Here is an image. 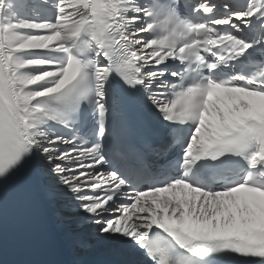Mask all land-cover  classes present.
Masks as SVG:
<instances>
[{"label": "bare ground", "instance_id": "6f19581e", "mask_svg": "<svg viewBox=\"0 0 264 264\" xmlns=\"http://www.w3.org/2000/svg\"><path fill=\"white\" fill-rule=\"evenodd\" d=\"M10 0H6L5 7L7 8L6 13L4 16H2V19L4 20L2 24V29L5 32V38L8 46V51L10 52L5 56L6 62H11L13 66V73H15L12 78L15 80L16 84V95L18 97H24L27 96L28 98H31L34 96V93L29 92L26 90V86L31 85L38 80H42L46 75L42 74L41 72L33 74L32 72H26L24 70L25 65L31 64V62H28L26 60L18 59L14 56V51L17 48H23V49H31V48H41L46 46L47 44H51L56 39V34L52 33L51 35L44 37V36H38V35H22V34H16L15 28L19 25L14 24V18L10 14L9 11V3ZM61 4L63 5V16L62 21L67 29L70 28L69 21H78L81 18L79 17L80 14H83L86 8L87 0H62ZM131 21H136V17H131L127 21L128 24ZM43 31H46L47 29L37 26V29ZM140 32H131L130 35H139ZM132 45L135 46L139 42H141L140 39H132L131 40ZM143 49V47L141 48ZM54 84V81H49L45 88H47L46 92L51 90L52 85ZM52 141H49L47 143H51ZM41 143H46L44 140H41ZM46 149L48 153V158L53 159V163L51 165V175L55 173V175L50 176V185L54 188H56L57 192L66 193L69 190H74L78 186V182H71L74 178L73 175L69 173V170L74 167L75 162L73 159H71L69 156H67L64 153L56 154V150L53 146L46 144ZM38 148H41V146H38ZM59 172H62V175H59ZM66 182H70L69 186H64ZM73 196H65L63 197V201H66L62 203V207L65 209L66 213L69 215H73V210L70 208V204L68 201H70ZM68 216V215H67ZM69 218L66 222L70 221ZM84 230L83 228H79L74 230V234H80V240L84 238L83 236H86L87 233H92L91 230H88L87 232L81 231Z\"/></svg>", "mask_w": 264, "mask_h": 264}, {"label": "rangeland", "instance_id": "374dc122", "mask_svg": "<svg viewBox=\"0 0 264 264\" xmlns=\"http://www.w3.org/2000/svg\"><path fill=\"white\" fill-rule=\"evenodd\" d=\"M130 36H134V35H130Z\"/></svg>", "mask_w": 264, "mask_h": 264}]
</instances>
